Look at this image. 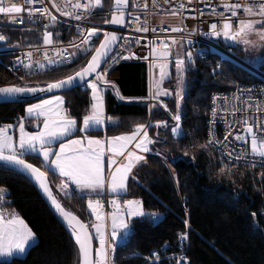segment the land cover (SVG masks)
<instances>
[{
  "label": "trees",
  "instance_id": "obj_1",
  "mask_svg": "<svg viewBox=\"0 0 264 264\" xmlns=\"http://www.w3.org/2000/svg\"><path fill=\"white\" fill-rule=\"evenodd\" d=\"M102 4L103 7L95 10L89 21L106 24L104 21L110 19L112 0H102ZM61 27L56 24V42L69 38ZM10 34L12 40L7 45L14 42V33ZM21 35L24 45L40 43L31 33ZM218 44L228 54L255 67L249 61L255 55L253 52L241 50L226 40ZM183 50L184 55L185 45ZM172 52L174 55L176 50L173 48ZM196 54L193 51L195 67L185 74L181 101L182 138L173 137L171 132L174 126L172 115L176 112L174 97L163 101L168 111L162 107L149 111V105L157 101L149 99L146 63L123 62L107 76L125 99H118L110 85L104 86L105 116L111 121L107 119L104 131L86 134L113 137L131 133L137 124L149 125V136L155 141L150 146L153 156H147V162L135 170V179L129 180L127 191L119 197L123 201L139 200L144 213L157 214L155 220L148 215L134 219L132 233L117 244L111 254L112 264H139L144 256L158 251L163 244L176 242L183 232L189 235V264H264V171L229 163L210 146L200 147L207 142L204 122L211 94L229 92L237 85L257 83L260 79L215 50H209L203 59ZM258 56L261 61L255 69L264 74V42ZM88 58L76 59L69 68L28 77L13 68L15 55L1 54L0 87H36L54 82L79 70ZM172 75L163 84L171 93L175 86L174 72ZM60 96L69 116L80 126L83 117L90 112V90L76 88ZM31 103L0 104V123L23 117L25 107ZM157 121H166L167 128L157 129ZM80 135L82 133L76 131L70 137ZM157 152L161 155H156ZM25 159L46 172L50 188L60 204L88 223L91 216L86 203L90 197L81 198L72 192V197L66 198L59 178L42 166L39 157L26 155ZM225 165L228 170L221 173L220 169ZM0 188L6 190V207L25 221L36 238V243L22 258L0 261V264H78L74 242L25 176L0 164ZM253 213H256L255 217ZM185 220L188 221L187 228ZM97 245L94 240V247ZM161 264H165L164 261Z\"/></svg>",
  "mask_w": 264,
  "mask_h": 264
},
{
  "label": "snow or ice",
  "instance_id": "obj_2",
  "mask_svg": "<svg viewBox=\"0 0 264 264\" xmlns=\"http://www.w3.org/2000/svg\"><path fill=\"white\" fill-rule=\"evenodd\" d=\"M43 2L44 0H22V3L18 4L13 2V0H0V14L9 17L10 23H24L23 18H20L18 15L14 16L13 14H21L27 10L29 21L36 22L35 16L38 13L41 18L49 21V24L54 26L57 23V17L49 11L48 7H31L34 4H42ZM172 2L173 0H164L166 4ZM188 2L191 3V0H188ZM49 3H51V6L61 16L70 17L77 21L86 18L85 14L91 15L94 9L103 7L102 0H84V2H81V0H62L63 6L61 3H57L56 0H49ZM128 3L129 0H114L111 19L105 20L104 23L125 26L128 15ZM24 5H28L29 7L25 9ZM133 6L139 5L133 3ZM221 6L224 9V12L219 14L222 23L219 25L217 23L210 24L208 32L202 34L210 37L223 36L228 41L242 42L247 45L250 41L246 37L249 34L256 33L259 35L260 40L264 41V30L257 32V26L264 27V0H235V2L222 0ZM142 7L146 9L148 7L147 3H144ZM153 7H156V0H153ZM184 7L185 4L179 2L169 14L178 16L182 20ZM240 9L243 10L247 18L240 19L238 26L234 28L232 17H237L238 10ZM224 13H230V16L226 17ZM211 14L216 15L215 8L212 9ZM127 22L136 24V32H155L154 28L150 29L148 27L146 20L141 23L139 16ZM49 24L44 25V45H51L53 43V33L47 30ZM169 27L173 33L183 32L185 30L183 26L170 25ZM161 30L166 31L167 29ZM77 31L82 37L81 43L75 44L74 42H70V44L78 52L86 53L90 50L86 46L90 43L94 44L92 38H98L101 30L96 27L85 30L78 26ZM191 31L194 33L196 29H192ZM56 35L59 34L57 33ZM103 35L104 39L100 41V46L95 49V53L87 65L75 72L74 75H69L62 80L49 83L46 88L0 87V98L5 102L11 98L21 97L25 94L34 95L37 92H51L53 89H70L74 86H83L84 84L87 85L88 89H91V109L89 114L83 117V125L80 127H78V121L76 119L62 114L64 100L60 96H54L52 99H41L39 103L29 104L26 107L25 112L28 117L37 120L43 117V127L39 128L38 131H26L23 117L19 121L18 140L8 132L13 127L12 125L0 127V162L11 165L14 170L27 174L43 191L57 214L66 223L74 239L78 249V264H112L111 254L115 251V247L120 240L128 237L132 233L134 219L148 215L143 212L142 204L139 200H124L121 206L117 200L113 199L111 205L114 211L105 214L101 211L103 207L101 200L91 198L93 195L97 197L101 196L105 190L114 195H119L127 191V181L130 178L135 179L133 169L142 162H147L144 155L137 154V151L128 150L129 145L135 142V149L140 153H148L152 151L150 146L155 143L149 136L148 124H137L131 134L107 137L104 140L93 138L90 135H85L83 138L78 139H69L76 131L89 133L105 123V117L103 115L104 99L101 94L103 89L100 87L101 84L105 86L110 85L118 99H125L116 88V85L106 79L110 65L109 67H103L108 64L110 53L122 37L116 32L110 31H105ZM6 39L7 37L5 35L0 34V41H5ZM139 42V39H137L136 43ZM129 43L130 41L125 39V44ZM179 43L175 38L172 39L171 44L166 40H159L158 43L155 40L150 42L149 56L152 58L150 68L158 69V75L153 74L150 81V87L152 89L150 96L157 103L150 104L149 111L156 107H162L165 111H168L167 104H164L159 98L173 95L167 88L163 87V84L169 76L167 69L170 58L173 55V46ZM187 43L191 45L192 41H187ZM63 51L66 50H57V55L62 56L60 61L50 59L47 55H45V59L48 60L49 64L62 63L64 60ZM76 54V52H73L69 55L75 56ZM31 55L30 52L26 53L29 59ZM132 58H135L134 53H129V55L118 53L116 56L111 57V62L114 64L118 63L120 59L127 60ZM148 58L144 57V59ZM17 63L23 64L25 69H32L34 63L39 64L40 68L44 67L38 61L24 63L19 58ZM192 63V51H188L185 55L177 53L175 58L177 77V90L175 92L176 112L172 116L175 125L171 129L173 137L176 138H182L184 136L181 125V101L184 98L185 74ZM102 67L103 71H100ZM217 67H220V65H217ZM93 76L94 79L92 78ZM237 91L240 95L234 94L231 99L216 96L212 98L213 107L211 111L213 120L210 121V124L216 122L215 118L221 112L231 115L235 118V126H239L240 130L234 136L232 132H227L224 140L228 141L229 137H232L235 141L243 142L246 145L250 141V154L264 161V122L259 117L248 114L253 110L259 113L264 111V108L260 104H254L251 101L252 89L238 88ZM244 93L249 94V99H243ZM219 100H223L222 105L217 104ZM229 104L232 105L230 109L228 107ZM237 114L240 115L237 116ZM221 118L223 119L224 117ZM107 119L111 121L110 117ZM155 127L157 129L162 127L167 128V122L157 121ZM57 142H59V150H55L52 147ZM209 145H220L222 148L227 147L226 144L215 139V133L211 127L209 128L208 141L206 144L200 145V147L206 148ZM107 153L111 155H107ZM31 154L43 157L41 162L42 166H46L47 170L53 173L58 172L60 177H65L67 181L74 184L78 190L76 193L77 196L82 198V195H88L90 197L88 200V208L91 210L92 216L95 217V221L91 224V228L95 231L94 237L90 234L88 225L83 223L71 212L66 211L53 196L47 184L46 172L41 171L40 168L26 161L25 156ZM227 154L231 156V152ZM156 155H161V153L157 152ZM185 155H187V152H185ZM114 157H122L125 162L119 163ZM243 158V153L235 157L236 160ZM114 165L115 169L113 170ZM226 170H228L227 165L221 168L220 172L223 173ZM106 171L108 173L107 176L105 175ZM5 191L4 188H0V202L4 201L3 194ZM61 191L66 198H71L73 195L69 190L68 183H65L63 180L61 182ZM156 215L152 214L151 218L155 220ZM252 215L255 217L256 213ZM184 223L187 228L188 221L185 220ZM34 239L35 236L32 229L15 211L9 212L7 215L0 212V257H13L24 254L27 248L32 246ZM178 239L181 242H186L189 240V235L187 232L180 233ZM94 240L98 241V247H94ZM152 256L155 257L153 264H160V255L154 252ZM175 264H188V262L184 257H181L176 260Z\"/></svg>",
  "mask_w": 264,
  "mask_h": 264
},
{
  "label": "built area",
  "instance_id": "obj_3",
  "mask_svg": "<svg viewBox=\"0 0 264 264\" xmlns=\"http://www.w3.org/2000/svg\"><path fill=\"white\" fill-rule=\"evenodd\" d=\"M13 2L20 4L22 3V0H13ZM56 2L61 3L62 5V0H56ZM81 2H84V0H81ZM179 2H183L185 4L182 20L178 16H172L169 14L171 10L175 8ZM228 2H235V0H228ZM133 3L139 6L134 7ZM144 3H147L148 5L146 9L142 7ZM221 4H222V0H191V3H189L188 0H173L172 3H168V4L164 3V0H156V7H153V0H129L126 24L123 27V29L119 31V36L122 38L118 41L115 49L108 57V64L104 65L103 67H109L110 65L108 72L109 74L117 65L123 62H144L150 65V61L152 59L149 56L150 42L155 40L158 43L159 40H166L169 44H171L173 38L182 41L185 44V50H186L185 54L188 51H192V52L195 51L197 52L196 56L199 59H203L209 50H215L217 52L222 53V55L228 57L229 59L234 60L235 62H238L239 64L245 66L247 70L249 69L251 73H253L255 76H257L260 79V82L246 84V85H237L234 89H232L229 92H217L211 94L209 100V112L204 122L206 141H208L209 128L211 127L213 132L215 133V139L227 145V147L225 148H222L220 145H209L212 149H214V151L217 153V155L220 158H222L223 160L229 163L256 167L264 171V161H261L259 157H254L250 154V141L249 144L246 145L243 142L235 141L232 137H229L228 141L224 140V137L227 134V132L229 131L232 132L234 136L236 132L240 130L239 126H235V118H233L231 115L221 112L215 118L216 122L214 124H210V121L213 120L212 111H211L213 107L212 98L216 96V97H222V98L226 97L231 99L234 94L240 95V93L237 91L238 88L252 89L251 101L254 104H260L261 107L264 108V74L242 63L231 54L226 53L218 44V42L222 40H226L223 36L210 37L202 34L208 32L210 24L217 23L219 25L222 23V19L219 14L223 13L224 9L221 6ZM45 6L48 7L49 11L57 17L56 24L62 26L61 29L64 32H66V35L69 37L67 40L56 42L54 39L56 24L54 26L49 24V21L41 18L38 13L35 16L36 22H31L28 20L27 10H25L21 14H13L14 16L18 15L20 18H23L24 23H19V22L10 23L9 17L0 14V34L5 35L7 37V39L4 41L5 44L1 45L2 48H0V55L1 54L15 55V60L12 66L13 68H18L24 76L32 77L40 74L50 73L55 70L69 68L73 66L76 59L90 57V55L96 48V45L99 42L100 38L103 36V33L105 31L110 30L107 24H99L89 21V17L93 15L95 10L97 9H94L91 15L85 14L86 18H82L81 20L77 21L70 17L61 16L60 13L51 6L49 0H44L42 4L37 3L32 5L31 7L42 8ZM28 7H29L28 5H24L25 9H27ZM213 8H215L216 10V15L211 14ZM201 13H203V15H201ZM224 15L228 17L230 16V13H224ZM137 16H139L141 23H143L146 20L148 27L150 29L154 28L155 32L152 31H149L147 33L136 32L135 31L136 24L128 23L127 21H132ZM246 18L247 17L244 15L243 10L242 9L238 10V16L232 17L234 28L238 26V21L240 19H246ZM45 24H49L47 30L53 33V43L51 45H44L43 43V33L45 31L44 28ZM170 25L183 26L185 30L183 32L173 33L171 32V28L169 27ZM78 26L79 28L85 30L91 27H96L101 30L99 32L98 38L97 37L92 38L94 44L90 43L89 45L86 46L90 49L86 53L78 52L77 49L73 48L70 44V42H74L75 44L81 43L82 37L77 31ZM161 29H167V30L162 31ZM192 29H196V31L193 33L191 31ZM11 32L14 33L13 34L14 42L13 44L7 45L8 41L12 40L11 39L12 35L10 34ZM25 33H31L35 35L40 43L38 45H30V46L24 45L23 37L21 34H25ZM125 39L130 41V43L125 44ZM137 39H139L140 41L139 43H136ZM187 41H192L191 45H189ZM226 41L228 43L232 42L228 40ZM57 50H66L63 51V57H64L63 62L49 64L48 60L45 59V55H47V57H49L50 59L56 61H60L62 59L61 55H57ZM29 52L32 54L30 59L26 56V53ZM73 52H76L77 54L75 56H70L69 54ZM118 53H121L123 55H129V53H134L135 58L127 59V60L120 59L118 63L113 64L111 62V57L116 56ZM144 57H149V58L144 59ZM18 58L22 60L24 63H32L38 61L40 64H43L44 67L40 68L39 64L34 63L32 69H25L23 67V64L17 63ZM103 67L101 68L100 71H103ZM194 67H195V60L193 56V63L191 64L189 69H193ZM86 87L87 85L84 84L79 88L81 90H84ZM243 99L245 100L249 99V94L244 93ZM217 104L222 105L223 100H219ZM231 106L232 105L229 104L228 106L229 109L231 108ZM62 114L69 116V111L67 109H63ZM248 114L257 116L261 119L262 122H264V111L257 113L253 110ZM239 115L240 114H237V116ZM221 117L224 118L222 119ZM20 119L21 117H18L10 123H5V124L0 123V127H4L5 125H12L13 127L10 128V130H13L17 122L20 121ZM228 152H231V156L227 154ZM241 153L244 154V158L240 160H236L235 157L241 155ZM262 177L263 176H261V178ZM98 199H100L103 204L101 211L105 214L114 211V208L111 205V201L113 199L117 200L121 204V206L123 205V200L121 199V197L110 196L107 193H104ZM0 212H3L5 215H7L9 212H12V210L6 207L5 198L3 202H0ZM152 214L153 213H150L148 215V217L151 220H153L151 218ZM92 222L93 221L89 219L88 225L91 226ZM92 236L94 237L95 233L92 232ZM187 249H188V241L181 242L179 241V239H177V241L174 243L163 244L158 251H155V253H158L160 255L161 258L160 264L163 261L165 264H175L176 260L180 259L181 257H184L188 262ZM154 260L155 257H153L152 254L147 255L142 258L139 264H153Z\"/></svg>",
  "mask_w": 264,
  "mask_h": 264
},
{
  "label": "water",
  "instance_id": "obj_4",
  "mask_svg": "<svg viewBox=\"0 0 264 264\" xmlns=\"http://www.w3.org/2000/svg\"><path fill=\"white\" fill-rule=\"evenodd\" d=\"M113 4H114V0H112V8H113ZM128 5H129V3H128ZM112 8H111V12H112ZM127 11H128V7H127ZM110 19H111V13H110ZM109 19V20H110ZM123 27L124 26H119V25H112V24H108V28L110 29L109 31L110 32H116L118 35H119V31H121L122 29H123ZM104 39V35H103V37L101 38V40H103ZM100 40V41H101ZM100 41H99V43L97 44V46H96V48L97 47H99L100 46ZM118 43V42H117ZM5 44V42L4 41H0V45H4ZM117 45V44H116ZM116 45L114 46V49H115V47H116ZM95 48V49H96ZM95 53V50L93 51V53L90 55V57L88 58V60H87V62L85 63V65L84 66H82L81 68H83V67H85L86 65H87V63H88V61L91 59V57H92V55ZM112 53V52H111ZM110 53V54H111ZM80 68V69H81ZM79 69V70H80ZM79 70H77V71H79ZM101 70V69H100ZM76 71V72H77ZM75 73V72H74ZM74 73L73 74H71V75H74ZM67 77V76H66ZM66 77H64V78H66ZM64 78H61V79H59V80H62V79H64ZM92 78H94V76L92 77ZM56 81H58V80H56ZM56 81H54V82H56ZM54 82H50V83H54ZM49 83H47V84H44V85H41V86H36V87H39V88H46L47 87V85H48ZM3 87H9V86H3ZM80 86H74V87H72V88H70V89H67V88H65V89H53L51 92H47V91H45V92H37V93H35L34 95H29V94H25V95H23V96H21V97H16V98H11V99H9L7 102H5L2 98H0V104H10V103H25V102H36V101H39V100H41V99H44V98H47V97H52V96H57V95H60V94H62V93H65V92H67V91H70V90H73V89H76V88H79ZM36 130V129H35ZM0 164L1 165H4V166H6V167H9V168H11V169H13V166H11V165H6V164H4V162H0ZM14 170V169H13ZM15 171H17V172H19L20 174H22L23 176H25L27 179H28V181L33 185V187L36 189V191H37V193L39 194V196H40V198L43 200V202L45 203V205L47 206V208L50 210V212L53 214V216H54V218L56 219V221L59 223V225L66 231V233L70 236V238L72 239V241L74 242V239L72 238V236H71V233H70V231H69V229H68V227H67V225H66V223L65 222H63V220H62V218L57 214V212L55 211V209L52 207V205H51V202L47 199V197L45 196V194L43 193V191L39 188V186L35 183V181L34 180H32V179H30L28 176H27V174H24V173H21L20 171H18V170H15ZM42 171V170H41ZM47 184H48V186H49V188H50V185H49V182H48V179H47ZM50 190H51V188H50ZM52 191V190H51ZM52 194H53V196L57 199V197L55 196V194L52 192ZM58 200V199H57ZM59 202V201H58ZM60 203V202H59ZM66 211H68L66 208H64ZM68 212H70V211H68ZM72 213V212H71ZM73 214V213H72ZM74 215V214H73ZM79 219V218H78ZM82 221V220H81ZM83 222V221H82ZM83 223H85V222H83ZM86 224V223H85ZM87 225V224H86ZM90 230V229H89ZM90 234H91V232H90ZM92 235V234H91ZM74 244H75V242H74ZM93 244H94V241H93ZM76 246V245H75ZM76 248H77V246H76ZM77 252H78V249H77Z\"/></svg>",
  "mask_w": 264,
  "mask_h": 264
},
{
  "label": "crops",
  "instance_id": "obj_5",
  "mask_svg": "<svg viewBox=\"0 0 264 264\" xmlns=\"http://www.w3.org/2000/svg\"><path fill=\"white\" fill-rule=\"evenodd\" d=\"M178 41V40H177ZM183 45H185L184 43L180 46V48H179V50H181V52H183L184 50H183ZM181 55H183V54H181ZM172 59H173V55H172V57H171ZM175 58L176 57H174V60H175ZM148 65V64H147ZM152 71H153V74H157L158 75V69H152V68H150V65H148V81H149V90H152L151 89V87H150V81H151V79H152V77H153V74H152ZM103 85V84H102ZM103 86H105V85H103ZM103 89V88H102ZM90 93H91V90H90ZM102 96H103V91H102ZM90 96H91V94H90ZM52 97H54V96H52ZM52 97H47V98H44V99H52ZM61 97V96H60ZM149 97H151L150 96V94H149ZM103 99H104V97H103ZM40 102V100L39 101H36V102H33V103H31V104H35V103H39ZM91 104H92V98H91V103H90V109H91ZM28 106V105H27ZM26 106V107H27ZM26 107H25V109H26ZM63 109H66L65 107H64V104L62 105V110ZM103 115H104V117H105V123L103 124V125H101L98 129H96V130H102V131H104V129H105V127H106V124H107V119H106V116H105V102H104V108H103ZM22 118V117H21ZM23 118H24V124H25V130L26 131H38V129L39 128H42V126H43V117H40L39 118V120H37V119H35V118H32V117H28L27 116V114H26V112H25V110H24V116H23ZM83 121V120H82ZM18 126H19V122H17V124H16V126H15V128L13 129V130H8V132L10 133V132H12L13 133V135L14 134H16V130H17V128H18ZM80 126H81V124H80ZM80 126H78V127H80ZM36 129V130H35ZM96 130H93V131H96ZM74 134V133H73ZM127 134H131V133H127ZM127 134H123V135H127ZM85 135H87L86 133H82V135H80V136H75V137H69V139H78V138H83V136H85ZM93 138H96V139H101V140H104L105 138H107L105 135H103V137H100V136H92ZM14 138L16 139L17 138V136L15 135L14 136ZM66 142V141H65ZM86 143V142H85ZM55 150H59V142H57V143H55L53 146H52ZM128 150H130V151H137V154H141V155H144V156H147V155H149V154H151L150 156H153L152 155V152H148V153H140L137 149H135V142L133 143V144H131V145H129V149ZM31 155H34V156H37L36 154H31ZM107 155H111L110 153H107ZM38 157V156H37ZM40 158V160L42 161L43 160V157H39ZM114 159H117L118 160V162L119 163H124V159L122 158V157H114ZM143 164H145V163H141L140 165H138L136 168H134L133 169V173L135 172V170L138 168V167H140L141 165H143ZM45 168H47L46 166H44ZM115 169V165L113 166V170ZM53 173V172H52ZM54 175H56L58 178H59V180H60V182H62V180L65 182V183H68V185H69V190L71 191V192H74L75 194L77 193V189H76V187H75V185L74 184H71V182L70 181H67V178H65V177H60L59 176V173L58 172H56V173H53ZM108 174V173H107ZM107 174L105 173V175L107 176ZM131 179V178H130ZM129 179V180H130ZM129 180L127 181V184H128V182H129ZM104 193H107V194H109L110 196H121V195H123L125 192H122V193H120L119 195H114V194H110V193H108L106 190H105V192ZM103 193V194H104ZM102 194V195H103ZM3 195H5V192H4V194ZM77 195V194H76ZM101 195V196H102ZM82 196H88V195H82ZM100 197V196H99ZM91 198H94V199H96V198H98L97 196H95V195H93ZM87 208H88V204H87ZM88 211H90L91 212V210L88 208ZM89 212V213H90ZM90 219L94 222L95 221V217L94 216H92L91 215V213H90Z\"/></svg>",
  "mask_w": 264,
  "mask_h": 264
},
{
  "label": "rangeland",
  "instance_id": "obj_6",
  "mask_svg": "<svg viewBox=\"0 0 264 264\" xmlns=\"http://www.w3.org/2000/svg\"><path fill=\"white\" fill-rule=\"evenodd\" d=\"M259 31H262L261 30V27L260 26H257V32H259ZM249 41H250V43L249 44H247V45H245L244 43H242V42H231L232 43V45H236L237 46V48H239V49H241V50H244V51H247V52H253V54H255L253 57H251L250 59H249V61H250V63L251 64H253L255 67L258 65V63L261 61V57L260 56H258V54L259 53H261L262 52V50H263V42L264 41H261L260 40V37H259V35L258 34H256V33H252V34H249L247 37H246ZM179 41V40H178ZM180 43L178 44V45H176V46H174V49L176 50V52H175V54L173 55V59L172 58H170L171 60L169 61V66H168V69H167V71L169 72V76L165 79V81H168V80H170L171 78H172V72H174V79H175V86H174V92H173V95H170V96H163V97H160L159 99L163 102V101H165V100H171L172 99V97H174V101L176 102V97H175V92H176V90H177V77H176V68H175V60H174V57H176V55H177V53H179V54H183V52H181V50H179V48H180V46L183 44V42L182 41H179ZM0 48H2V46H0ZM227 53V52H226ZM233 56V55H232ZM226 57V56H225ZM233 62H235L234 60H232ZM236 64H238V65H240V66H242L243 68H245V69H247L245 66H243V65H241V64H239L238 62H235ZM249 66V65H248ZM250 67L251 68H253V66L252 65H250ZM255 67L253 68V69H255ZM248 71H250L249 69H248ZM251 72V71H250ZM152 74H153V71H152ZM164 81V82H165ZM100 87L101 88H103L104 86L103 85H100ZM85 90H91V89H88L87 87L83 90V91H85ZM184 90H185V88H184ZM184 90H183V95H184ZM150 91H152V90H149V94H150ZM91 94V93H90ZM57 96H60V95H57ZM62 97V96H61ZM149 99H152L151 97H149ZM153 100V99H152ZM83 120V119H82ZM173 120V119H172ZM173 123H174V125H175V121L173 120ZM81 126L83 125V121H81ZM43 127V126H42ZM19 126H18V128H17V132H16V134H14L13 135V133L12 132H10L9 134L10 135H13V137L16 135L17 136V140H18V137H19ZM29 132V131H28ZM30 132H36V131H30ZM151 152V151H150ZM151 154H149V155H147V156H150ZM147 156H145V159H146V157ZM125 162V161H124ZM249 167H251V166H249ZM106 174H107V171H106ZM108 175V174H107ZM92 199H94V198H92ZM89 200V199H88ZM87 203H88V201H87ZM86 203V204H87ZM90 212V211H89ZM91 213V212H90ZM92 215V214H91ZM92 229V228H91ZM92 232L93 233H95V231H94V229H92ZM126 239V237H124V238H122L121 240H120V242H122V241H124ZM119 242V243H120ZM36 243V238L32 241V246L34 245ZM118 243V244H119ZM97 247L99 246V243H98V241H97ZM30 248V247H29ZM29 248H27V250L29 249ZM26 250V251H27ZM26 253V252H25ZM25 253L24 254H22V255H16V256H13V257H0V261H9L10 259H12V258H22L24 255H25Z\"/></svg>",
  "mask_w": 264,
  "mask_h": 264
},
{
  "label": "bare ground",
  "instance_id": "obj_7",
  "mask_svg": "<svg viewBox=\"0 0 264 264\" xmlns=\"http://www.w3.org/2000/svg\"><path fill=\"white\" fill-rule=\"evenodd\" d=\"M93 53V52H92Z\"/></svg>",
  "mask_w": 264,
  "mask_h": 264
}]
</instances>
